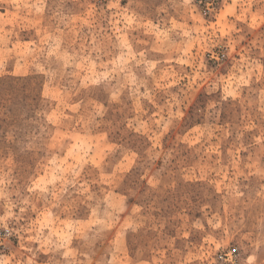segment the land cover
<instances>
[{
  "label": "rangeland",
  "instance_id": "rangeland-1",
  "mask_svg": "<svg viewBox=\"0 0 264 264\" xmlns=\"http://www.w3.org/2000/svg\"><path fill=\"white\" fill-rule=\"evenodd\" d=\"M0 264H264V0H0Z\"/></svg>",
  "mask_w": 264,
  "mask_h": 264
}]
</instances>
